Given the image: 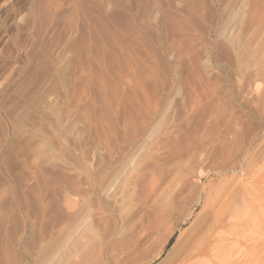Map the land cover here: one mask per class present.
I'll return each mask as SVG.
<instances>
[{
    "label": "rangeland",
    "instance_id": "rangeland-1",
    "mask_svg": "<svg viewBox=\"0 0 264 264\" xmlns=\"http://www.w3.org/2000/svg\"><path fill=\"white\" fill-rule=\"evenodd\" d=\"M217 191L264 264V0H0V264H171Z\"/></svg>",
    "mask_w": 264,
    "mask_h": 264
},
{
    "label": "bare ground",
    "instance_id": "bare-ground-1",
    "mask_svg": "<svg viewBox=\"0 0 264 264\" xmlns=\"http://www.w3.org/2000/svg\"><path fill=\"white\" fill-rule=\"evenodd\" d=\"M224 190L225 188L222 189L221 191ZM222 194L220 193V191H217L214 192L213 195L210 194L209 192V194L207 193L205 197H203L205 194L203 196L198 195L195 204L201 205V210H200L201 212L196 217L192 226L189 227L190 232L187 231L188 235L184 243L178 248L180 238L182 236L181 233L175 238L174 242L168 248L169 250L166 253L165 257L171 256L174 252L177 251L175 258L172 259L170 262L171 264H237V258H238L237 255L241 252V248L239 249L240 244L243 243L246 246L250 245V247L251 246L254 247L253 244L254 241L252 240L253 236H251L250 238H247L246 235H245L246 237L243 236L242 237L243 242H242V240L240 241V237H241L240 235H242V233H245L247 231L248 225L252 224L253 222L251 221V217L253 218V216L256 215V213L254 215L253 214L251 216L248 215L247 217L245 216V218L240 219L241 210L239 208L242 205L239 208H236L234 202H232L231 205H226L225 202L226 199L223 202H220V198ZM242 201L240 202L243 203ZM251 210L252 208L251 209L247 208L245 211L251 214L252 213L250 212ZM262 213L263 212H261L260 214V218ZM190 216L191 213L187 216L186 219L183 220L184 224L187 223ZM260 224L258 226H260ZM250 227H253V225H251ZM262 228L264 227L262 226L260 229ZM248 231L251 232L249 229ZM258 233L260 234V232ZM173 235L174 232L169 231V233L163 239L161 246L159 247V250L157 252V255L152 260H150L149 263H152L154 259H160L162 257L163 250L167 246L169 240L172 238ZM259 236H261V234ZM257 238L258 237H256V239ZM248 242L249 244H247ZM254 243L256 244L257 242ZM263 244L264 243H261L260 246H262ZM250 247H248L249 249L247 248L248 251H246V255L245 252L244 254L242 253L243 255H245V261L246 259L248 260V258L250 257V250L253 249L252 247L250 249ZM120 261H122L120 258L114 259V262H120Z\"/></svg>",
    "mask_w": 264,
    "mask_h": 264
}]
</instances>
